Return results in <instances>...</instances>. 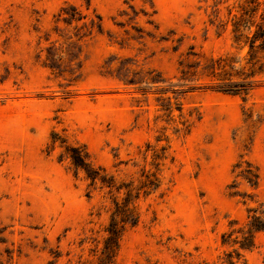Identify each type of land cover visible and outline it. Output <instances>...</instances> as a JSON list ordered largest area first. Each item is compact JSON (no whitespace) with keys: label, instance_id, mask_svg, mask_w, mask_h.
<instances>
[{"label":"rangeland","instance_id":"rangeland-1","mask_svg":"<svg viewBox=\"0 0 264 264\" xmlns=\"http://www.w3.org/2000/svg\"><path fill=\"white\" fill-rule=\"evenodd\" d=\"M211 3L0 0V264H70L102 246V194L86 197L88 181L61 144L51 147L53 134L119 179L145 165L146 144L168 145L161 186L137 202L139 222L122 235L116 264L219 262L231 250L222 234L264 202V71L246 98L204 80L180 90L179 62L190 54L229 55L243 66L247 49L230 27L220 33L208 24ZM68 5L88 16L82 22L100 16L102 30L78 41L82 22L75 29L58 16ZM49 58L59 59V72ZM163 88L171 91L158 94ZM168 98L171 115L161 109ZM176 104L200 114L187 131ZM240 155L258 169L255 187L235 179ZM234 180L237 196L228 189ZM255 242L245 264H264V232Z\"/></svg>","mask_w":264,"mask_h":264},{"label":"trees","instance_id":"trees-1","mask_svg":"<svg viewBox=\"0 0 264 264\" xmlns=\"http://www.w3.org/2000/svg\"><path fill=\"white\" fill-rule=\"evenodd\" d=\"M207 9L210 10L207 15L208 24L220 33H224L230 27L234 44L247 49L243 57V66L237 70L238 62L229 55L205 58L190 54L194 60L179 62V81L184 84L178 87L183 93L190 92L195 88L189 86L188 82L204 80L210 83L206 87L208 89L246 98L249 92L258 86L260 81L257 78L264 71V0H237L230 5L223 0H212ZM223 9L226 12L225 20L219 18ZM87 10H89V3ZM58 16L62 17L61 21L67 25L76 24L75 29L80 22L88 19L87 15H81L79 10L71 5L62 8ZM81 30L84 34L78 41L90 37L94 32H100L102 30L100 16L94 14V18L91 17L88 22H82L78 31ZM49 59L50 63L47 66L59 72V59L56 63H51L53 60ZM126 84L135 83L129 80ZM170 91V88H163L158 91V94L165 95ZM161 109L168 115L172 114L170 99L168 103L161 104ZM174 109L179 113L182 126L180 130L187 131L190 120L200 119L199 112L195 110L184 115L181 105L176 104ZM254 124L255 122H248L249 128H253ZM160 141L157 139V142ZM56 143L63 146L64 154L76 174L79 171L82 172L85 180L88 181L86 197L91 198L94 192L101 193L102 209L108 214V223L103 230L105 236L102 239L101 248L92 250L91 258H83V255H80L75 262H70V264H116L115 256L122 235L128 228L136 226L139 222L137 202L154 194L161 186V171L163 162L168 157L166 154L168 145L158 147L150 143L146 144L141 154L145 165L135 176L119 179L110 175L104 168L94 165L83 146L63 144L65 142L58 138L57 134H53L51 147H54ZM148 157L150 162L147 169ZM233 171L235 179L240 178L251 187L257 185L258 169L245 160L244 155L239 156V160L233 166ZM228 189L230 195H239L235 180L228 186ZM229 225V230L221 236V243L231 250L225 252L219 258V262L202 260L188 264H245L243 252L254 249L256 235L264 232V202L248 210L246 222L243 225L238 226L235 222ZM84 243H86L85 239L81 240L79 247H82Z\"/></svg>","mask_w":264,"mask_h":264}]
</instances>
